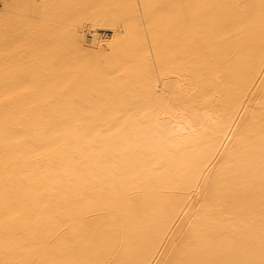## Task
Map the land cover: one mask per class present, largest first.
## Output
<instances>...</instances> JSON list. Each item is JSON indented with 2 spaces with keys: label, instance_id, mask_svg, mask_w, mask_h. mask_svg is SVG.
Here are the masks:
<instances>
[{
  "label": "bare ground",
  "instance_id": "1",
  "mask_svg": "<svg viewBox=\"0 0 264 264\" xmlns=\"http://www.w3.org/2000/svg\"><path fill=\"white\" fill-rule=\"evenodd\" d=\"M46 1L0 0V264H264V0Z\"/></svg>",
  "mask_w": 264,
  "mask_h": 264
},
{
  "label": "rangeland",
  "instance_id": "2",
  "mask_svg": "<svg viewBox=\"0 0 264 264\" xmlns=\"http://www.w3.org/2000/svg\"><path fill=\"white\" fill-rule=\"evenodd\" d=\"M112 2V0H111ZM62 2L60 0H51V1H46V2H38L35 4V6H33V8L40 10V11H44V12H49L50 10H55L56 8L63 6L61 5ZM76 7L78 5H82L83 7H89L92 8L93 10L96 9V11L99 12H105L106 11H110L113 10V8H115L114 4L115 3H110V0H77L73 3ZM1 7V6H0ZM18 11V10H17ZM17 11L15 13H17ZM19 12V11H18ZM28 15V14H27ZM29 15H32V12H29ZM33 16H36V14ZM90 31L89 28H87L86 30V34H88ZM98 34L99 36L104 38H108L110 37L111 33H109V31H105V30H98ZM87 41L88 39L90 40L91 38H88L89 36H86Z\"/></svg>",
  "mask_w": 264,
  "mask_h": 264
},
{
  "label": "built area",
  "instance_id": "3",
  "mask_svg": "<svg viewBox=\"0 0 264 264\" xmlns=\"http://www.w3.org/2000/svg\"><path fill=\"white\" fill-rule=\"evenodd\" d=\"M89 38V37H88Z\"/></svg>",
  "mask_w": 264,
  "mask_h": 264
}]
</instances>
